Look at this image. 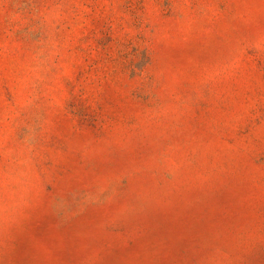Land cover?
Instances as JSON below:
<instances>
[{"label": "rangeland", "instance_id": "rangeland-1", "mask_svg": "<svg viewBox=\"0 0 264 264\" xmlns=\"http://www.w3.org/2000/svg\"><path fill=\"white\" fill-rule=\"evenodd\" d=\"M0 264H264V0H0Z\"/></svg>", "mask_w": 264, "mask_h": 264}]
</instances>
